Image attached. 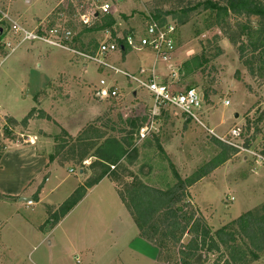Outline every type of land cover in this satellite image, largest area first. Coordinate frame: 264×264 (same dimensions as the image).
<instances>
[{"label": "rangeland", "instance_id": "obj_1", "mask_svg": "<svg viewBox=\"0 0 264 264\" xmlns=\"http://www.w3.org/2000/svg\"><path fill=\"white\" fill-rule=\"evenodd\" d=\"M212 1L114 2L109 16L115 20L112 30L115 36L111 31L109 34L113 40L121 41L131 32H142L148 16L154 17L156 13H161V18L167 22L177 24L179 47H182L175 61L180 68L178 83L181 90L193 88L203 96L204 124L218 137L241 127L242 136L260 144L264 142V69H260L259 60L249 52L241 58L239 48L247 43V28H264V20L258 17L247 20L229 14L222 26H216L214 11L205 8V3ZM86 4L87 0H0V9L29 30L35 31L49 22L50 25H68L76 34L70 46L79 50L83 44L93 50L94 44L98 46L112 40L105 31H91L101 19L90 27L79 22L77 11ZM9 42L12 47L16 46L8 51V58L0 68V104L3 113H9L0 122L1 148L13 146L18 140H28L29 133H24L22 123L32 112L33 99L40 108L42 100L49 96H53L56 105L66 98L67 102L76 103L81 96L101 109L97 119L81 124L82 131L76 137L64 130L54 135L51 162L57 167L58 200L47 195L43 206L34 207L31 196L25 194L22 197L27 199L20 202L22 205L18 204L20 197L6 201L0 198V264H179L175 261L179 249L162 251L140 237L130 208L119 192L125 193L127 186L137 180L164 190L166 185L175 183L171 166L183 180L190 177L219 153L214 137L199 124L172 110L149 119L150 112L143 105L152 104L148 94L138 91L139 99L135 98L132 92L137 90L136 84L122 75L100 69L94 62L42 42L20 46L15 39ZM123 53L122 50L109 53L104 61L131 75L146 77L149 74L154 63L152 52L126 51L125 59ZM193 56L202 58L203 65L186 71L185 63ZM73 58L80 62L74 63ZM84 64L88 66L86 72ZM156 69L167 76L165 65L159 64ZM61 73H74L79 79L56 88L48 83ZM102 81L106 86L101 85ZM71 83L75 86L69 88ZM114 85L121 91L120 99L98 101L92 98V94L94 97L96 92ZM72 88H80L76 99L70 97L74 93ZM225 102L230 104L227 106ZM79 113V106L65 103L57 110L56 117L74 131L81 120ZM10 115L26 118L19 123ZM34 116H38L37 111ZM106 138L132 139L137 149V154L131 151L133 165L123 162L116 165V169L111 167L110 182L103 183L90 199L73 208L56 225L54 216L64 206V199L77 179L84 184L103 173L104 167L92 155ZM156 139L162 150L157 149ZM16 150L11 148L4 156L0 171L3 185L10 186L15 178L20 184L39 173L35 163ZM92 163L94 168L90 170ZM52 175L53 172H46L44 179ZM55 178L49 185L55 183ZM13 203L22 207L15 212L7 206ZM183 207L184 212L195 215L194 219L203 220L213 234L248 212L264 214V166L246 162L243 157H233L209 177L187 188ZM190 240L191 236L186 235L182 244L187 245ZM258 256V259H250L249 264H264V252ZM226 260L223 249L209 252L200 249L194 264H224Z\"/></svg>", "mask_w": 264, "mask_h": 264}, {"label": "trees", "instance_id": "obj_2", "mask_svg": "<svg viewBox=\"0 0 264 264\" xmlns=\"http://www.w3.org/2000/svg\"><path fill=\"white\" fill-rule=\"evenodd\" d=\"M205 8L211 12L214 11L216 26H222L229 14L247 20L252 17L264 20V0H214L205 3ZM161 16H163L161 13H156L155 18L158 19ZM114 24L113 17L106 16L91 31L109 30L112 32V36H115L112 31ZM121 44L123 45V42ZM94 46L96 49L97 44H94ZM85 48L87 47L82 44L79 50L83 51ZM239 50L241 58L249 52L252 57L259 60L260 69H264V28L259 30L247 28V43H243ZM203 62L199 56H193L185 63V70L200 68ZM34 112L35 110L30 112L22 125H26L29 119L33 118ZM40 117L49 119L43 112H41ZM213 141L219 148V153L190 177L183 180L174 167L171 166L175 183L166 185L164 190L153 188L137 180L127 186L125 193H119L122 200L130 208L140 231V237L162 251L171 252L170 248L179 249L177 252L178 258L175 260L177 263L194 264L200 249H206L208 252L223 249L227 256L224 264H249L250 259H258V255L264 252V214L248 212L231 225L213 234L203 220L194 219V214L189 215L184 212L183 199L187 188L209 177L215 170L225 165L236 155L235 150L218 139L213 138ZM155 143L157 149L162 150L158 139L155 140ZM131 151L137 154V149L134 148L130 138L124 140L106 138L97 146L92 156L98 160L101 167H104L103 173L86 181L74 191L65 201L64 206L60 208L59 214H55V224L60 223L86 197L88 190L97 186L103 179L110 177L111 167L115 166L116 169V165L123 162L133 165L134 158ZM3 153L4 149L0 147V161ZM85 155L82 156L85 157ZM93 165L92 163L89 167L90 170L94 168ZM186 235L191 236V240L187 245H184L182 240ZM199 257L200 259L203 258V256Z\"/></svg>", "mask_w": 264, "mask_h": 264}, {"label": "built area", "instance_id": "obj_3", "mask_svg": "<svg viewBox=\"0 0 264 264\" xmlns=\"http://www.w3.org/2000/svg\"><path fill=\"white\" fill-rule=\"evenodd\" d=\"M118 1L123 0H87V4L81 8L82 10L77 11L79 22L85 27H90L96 20L111 15L113 3ZM147 20L142 32H131L125 35L121 41H118L113 40L109 34L110 31L106 30L105 32L109 34L108 36L112 41L103 42L96 49L94 47L93 50L87 47L85 51H81L70 46L73 44L76 34L74 29L68 25H50L49 22L45 27L40 26L35 31L29 30L17 23L10 17L9 13L0 9V68L8 58V51L16 46L12 47L9 40L15 39L18 46L25 43L42 42L51 47L67 50L88 62L96 63L100 69L110 71L114 75H122L129 82L136 84L137 90L132 92L135 98H137L136 93L138 91L146 92L152 101L151 105L146 102L143 104L144 109H148L150 112L149 119H155L172 110L184 116L188 121L199 124L214 138L235 150V157H243L246 162L264 166V142L256 144L250 137L242 136L241 127H236L230 130L227 135L218 137L202 121L203 96L193 88L181 90L178 83L180 68L175 62L180 46L179 26L174 22H167L165 18L161 17L157 19L155 16H148ZM14 50L12 49L13 52H15ZM117 50L152 52L154 63L149 74L146 77L131 75L104 61L105 56ZM159 64L167 67L168 74H165L167 76L156 69ZM101 85L106 86V83L102 81ZM95 97L101 100H117L122 96L119 88L114 85L96 92ZM225 104L228 106L230 103L225 102ZM0 119H3V106L1 104ZM142 137H145L144 134Z\"/></svg>", "mask_w": 264, "mask_h": 264}, {"label": "crops", "instance_id": "obj_4", "mask_svg": "<svg viewBox=\"0 0 264 264\" xmlns=\"http://www.w3.org/2000/svg\"><path fill=\"white\" fill-rule=\"evenodd\" d=\"M182 47H179V50L177 52V55L179 53V51H181ZM126 51H124L123 56L125 59V55ZM74 63H78L80 62L78 58H73ZM83 70H85V72L87 71L88 66L87 65H83ZM79 78L77 77L76 74L74 73H61L53 78H51L49 80L48 83H51L53 85H55L56 87H60L63 86L65 83L67 82H71L72 81H77ZM72 85L69 86V88L75 86V84L71 83ZM48 85V84H46ZM72 92L70 94L71 98H77L80 91V88H72ZM84 91V90H83ZM136 97L138 98V92L136 93ZM92 98L95 100H98V98L93 97V94L91 95ZM35 98V97H34ZM81 101H80V100ZM79 99H76L77 102L74 103L73 101H69L67 102V98L64 99V101H59L58 104L56 105L55 103L56 100L53 99V96H49L48 98L42 100V103L40 105V108L38 109L37 106L35 104H37V102L35 101V99H33L34 101V105H32V110H35V112L37 111L38 116H34L32 119H30L28 121V123L26 125H22V129L24 130V133H29L27 138L28 140H18L16 141L17 143H14V145H9L6 146L4 148V153L2 156V159L0 161V171L3 169V165H4V159H5V155L9 154V150L11 148H16L17 152L19 153H24L28 159L32 162L35 163L36 165V170H38V174L33 178H28L25 182H19L17 183L16 178L15 180H13L9 185H3L2 183H0V198L6 200H11L14 198H19V205H22L20 202L21 201H25L24 198L25 196H31V201H33L34 207L41 205L43 206V201L44 199L47 198V195H49L50 197H54L55 200H58L59 197H57L56 192L58 190L59 183L56 184V180H57V174H56V163L54 162V164L51 162V160H53L51 158V156H53V152L55 151V138L54 135L57 136L60 133V130H64L66 131V133H68L69 136L71 137H76L77 134H79V132H81L82 128L81 124L83 125V123L86 125L90 122H92L93 120L97 119L99 114H100V107L97 104H94L93 102H87L86 100H84L81 96H79ZM101 101V100H98ZM61 102V103H60ZM68 104L71 106H76L80 108V113L79 116L81 118V120L79 121V124L77 125V129L72 131L69 129V127L67 125H65L64 122H62V120L58 119V117H56L57 114V110H59L60 106L63 104ZM54 105V106H53ZM46 106L49 107L46 108ZM138 106V105H137ZM136 106V107H137ZM57 109V110H56ZM4 110V109H3ZM41 112L45 113L46 115H49L51 117V120L49 119H45V118H41L40 114ZM9 116V113H3V119H0V122H2V120L5 119V117ZM12 116V115H10ZM16 122H21L23 121L26 116H22L20 119H17L16 117L12 116ZM1 127V126H0ZM21 138H25V135L20 134ZM31 140V141H29ZM54 148V149H53ZM53 149V150H52ZM52 163V164H51ZM53 172L52 177L47 178V180L44 179V174L46 172ZM82 173V172H81ZM48 174V173H47ZM55 178V183L53 185H49L51 183V180ZM43 179V180H42ZM40 181V182H39ZM110 180L108 178L103 179L100 184L98 186H95L94 188L88 190L86 197L76 206V208L82 206L88 199H90L92 197V194L95 193V191L105 182H107ZM83 185L80 178L77 179L76 183H75V187H73L72 190H70L68 197L74 193V191L80 186ZM112 186V183H111ZM113 188V186H112ZM114 189V188H113ZM48 193V194H47ZM25 194L24 197H22ZM67 197V198H68ZM67 198L64 199V201L67 200ZM2 202V200H0V203ZM51 202V201H50ZM49 202V203H50ZM53 203V202H51ZM3 204V203H2ZM54 205H56L55 203H53ZM6 205V204H5ZM8 208H10L11 210L17 212L22 206L17 207V203H13V204H7ZM33 207V208H34ZM45 207V206H44ZM43 207V208H44ZM18 217L19 214H17ZM24 217V216H22ZM27 217V216H26ZM28 218V217H27Z\"/></svg>", "mask_w": 264, "mask_h": 264}]
</instances>
